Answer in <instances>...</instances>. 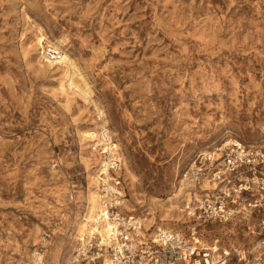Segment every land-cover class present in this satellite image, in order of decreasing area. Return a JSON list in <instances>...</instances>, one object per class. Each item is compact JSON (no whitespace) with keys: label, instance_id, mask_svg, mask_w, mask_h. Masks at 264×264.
I'll list each match as a JSON object with an SVG mask.
<instances>
[{"label":"rangeland","instance_id":"obj_1","mask_svg":"<svg viewBox=\"0 0 264 264\" xmlns=\"http://www.w3.org/2000/svg\"><path fill=\"white\" fill-rule=\"evenodd\" d=\"M102 128L122 214L181 227L193 160L229 138L264 150V0H0V264H78L72 236L111 150L84 133ZM241 229L210 233L250 259Z\"/></svg>","mask_w":264,"mask_h":264},{"label":"built area","instance_id":"obj_2","mask_svg":"<svg viewBox=\"0 0 264 264\" xmlns=\"http://www.w3.org/2000/svg\"><path fill=\"white\" fill-rule=\"evenodd\" d=\"M42 51L51 61H57L61 55L55 46L46 45ZM217 148L218 152L200 154L182 172L193 188L189 191L190 199L181 208L185 216L182 226L156 230L146 228L138 216L122 214L124 191L120 175L116 174L121 168L119 151L114 146L109 152L101 151L105 154L101 164H107L108 173L104 178L98 175L100 206L96 223L106 218L110 229L104 236L96 230L84 234L72 261L78 264H264V150L236 138L227 139ZM230 223L241 225L242 235L256 237L250 259L247 248H233L222 243L216 233L211 236L216 226Z\"/></svg>","mask_w":264,"mask_h":264},{"label":"bare ground","instance_id":"obj_3","mask_svg":"<svg viewBox=\"0 0 264 264\" xmlns=\"http://www.w3.org/2000/svg\"><path fill=\"white\" fill-rule=\"evenodd\" d=\"M35 42L39 43L40 55H41L42 59H44L45 61H48V62L50 61V64H52V65L60 64V66H62V67H67L66 68L67 72H68L69 68L73 67L72 61H71L68 53L66 52V49L63 47L64 44H62L61 41H58L57 43L50 42V40H48L43 34H40L39 36H37V41H35ZM46 45L47 46H55L61 50L60 58L57 61H51V60H48L45 58L42 49H44V47ZM67 79L69 80V82H68L69 86H74V88L76 87V89H78L79 86H78V84L75 83V81L73 80L74 78L72 77V75L70 73L67 75ZM84 134L86 136H88L91 141H94L95 145H97L99 142L102 143V139H101V137H102L104 139V142H105L107 148L111 149L109 142L111 143L112 140L109 141L110 136L107 134V131L104 128H102V130H100L99 132L85 131ZM105 152H107V150ZM102 173H104L103 177L101 176ZM107 173H108L107 164H105V163L101 164L97 174L98 175L100 174V178H104V175H106ZM208 187H211L209 183H208ZM189 199H190V196H189ZM99 206H100V195H99L97 189H94L91 191V194L89 195V206L87 208L85 215L80 219V222L77 225L76 232L72 236V240H71L72 242H78L79 240L84 239L83 235L85 232H92V231L96 230L98 234H100L101 236H104L106 234V232L109 231L110 227H108V226L110 225V223L108 222V220L106 218H104L100 221L98 220L99 223H96V221H97L96 220V212L99 209ZM130 210H133V208H130ZM142 219H144L143 221L145 222L146 228L152 229V227L155 226V222L151 221L150 217L144 216ZM165 219L166 218H162V221ZM103 221H105V224ZM163 224L164 223H162V222L157 224L155 226V229H153V230H156L157 228L158 229L166 228V227H164ZM167 227H169V225H167ZM39 257H40V255H39Z\"/></svg>","mask_w":264,"mask_h":264}]
</instances>
